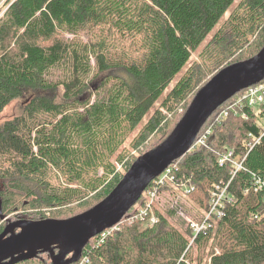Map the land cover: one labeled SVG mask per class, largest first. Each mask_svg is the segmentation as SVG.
Segmentation results:
<instances>
[{"label": "trees", "instance_id": "trees-1", "mask_svg": "<svg viewBox=\"0 0 264 264\" xmlns=\"http://www.w3.org/2000/svg\"><path fill=\"white\" fill-rule=\"evenodd\" d=\"M236 1H6L0 16V116L13 103L20 105L0 119V234L11 222L65 220L92 209L137 159L171 135L216 74L257 56L264 48V0H241L201 61L163 98ZM230 101L202 128L200 135L211 128L206 144L176 160L174 180L161 187V194L181 191L204 214L216 186L229 184L235 201L225 216L193 240L190 226L179 229L158 206L151 226L129 220L145 208L144 194L102 245L100 235L89 242L81 259L264 264V193L255 191L256 180H264V131L258 124L264 105L243 109L246 119L231 114L216 123ZM227 150L239 162L244 159L235 175L232 162L219 163ZM184 183L194 189L186 193ZM18 264H51V259L45 253Z\"/></svg>", "mask_w": 264, "mask_h": 264}, {"label": "water", "instance_id": "water-1", "mask_svg": "<svg viewBox=\"0 0 264 264\" xmlns=\"http://www.w3.org/2000/svg\"><path fill=\"white\" fill-rule=\"evenodd\" d=\"M264 80V48L216 74L195 96L171 135L131 166L92 209L65 220H19L0 234V264H18L47 253L51 264H75L89 242L117 226L153 180L192 148L209 118L241 91Z\"/></svg>", "mask_w": 264, "mask_h": 264}, {"label": "built area", "instance_id": "built-area-1", "mask_svg": "<svg viewBox=\"0 0 264 264\" xmlns=\"http://www.w3.org/2000/svg\"><path fill=\"white\" fill-rule=\"evenodd\" d=\"M238 94L239 95L237 96V98L234 96L235 98L233 97L234 99H230L231 101L229 100L230 102L228 103V105L223 110H221V112L216 118V123H220L222 120H224L231 114L237 116L241 115L243 118L246 119L247 113L243 109H257L262 107L264 105V80L254 86H251L241 91ZM210 133L211 128L207 129L201 135L199 133L200 136H197L196 141L191 149H193L195 146L205 145ZM258 141L259 139L257 140V143ZM227 162H232L236 167V170L233 172V175H235L237 171L243 168L242 162H239L238 159H234V152L232 150H227L219 156V163L221 165ZM171 166L172 165H170L160 176H158L155 180L151 182V184L149 185V187L151 186V188L149 189L148 187L144 193L148 199L145 208L141 209L138 213L131 215L129 217V220H142L145 222L146 226H151L156 222V217L154 215H151V213L153 212V208L154 206H156V203L161 194V187L164 186L166 183H171L174 180L173 168ZM228 187L229 184L225 186H216L215 190H213L212 192L209 210L202 214L199 220H193L190 222V227L192 229V232L194 233L193 240L199 234L205 233L208 229L213 228L215 223L225 216L226 208L230 204L234 203L235 199L229 194ZM182 188L185 190L186 193H189L190 190L194 189L193 186L185 183L183 184ZM255 191L264 193V180H256ZM114 229H116V226L100 234L98 244L102 245L110 231ZM75 264H90V260L88 257H84Z\"/></svg>", "mask_w": 264, "mask_h": 264}, {"label": "rangeland", "instance_id": "rangeland-1", "mask_svg": "<svg viewBox=\"0 0 264 264\" xmlns=\"http://www.w3.org/2000/svg\"><path fill=\"white\" fill-rule=\"evenodd\" d=\"M8 0H5L3 3L0 4V16L5 12L6 6L5 3ZM241 0H237L235 4L230 8V10L223 16V18L220 20V22L217 24V26L213 29V31L210 33V35L207 37V39L201 44V46L193 53L191 60L189 63L181 70V72L175 77L167 91L164 93L163 98L166 97V94L169 93V91L178 83V81L182 78V76L186 73V71L189 69L191 65H193L195 62H200V54L205 49V47L208 45L212 37L216 34V32L220 29V27L224 24V22L228 19L230 14L233 12V10L236 8V6L239 4ZM163 98H161L160 101L157 102L155 107L149 112V114L146 116V118L143 120V122L139 125V127L136 129L135 132L131 134V137L128 141L130 143L132 139L136 136V134L139 132V130L143 127V125L148 121L149 117L154 113V111L160 106ZM20 102H15L11 106H9L5 112L0 116V119H6L11 117V115L15 114L19 110ZM258 124L262 131H264V121L262 119H258ZM135 154H137L135 152ZM119 170L123 171V169L119 166ZM158 210L163 213L164 215L168 216L170 221L179 229H182V225L186 226L187 228L190 226V222L193 220H198L202 215V209L192 202L189 197L184 196V194L181 191L176 190H169L165 193L161 194L159 197V201L157 203ZM171 212V213H170ZM173 213V214H172ZM172 214V215H170ZM118 228V227H117ZM117 228L115 230H117ZM115 230L110 231L111 233ZM218 252V251H217ZM197 254L196 251L194 252V258H196ZM193 264H198V261L195 259Z\"/></svg>", "mask_w": 264, "mask_h": 264}]
</instances>
